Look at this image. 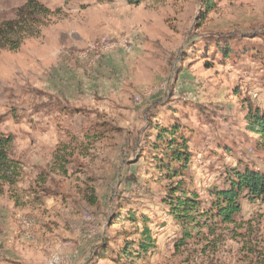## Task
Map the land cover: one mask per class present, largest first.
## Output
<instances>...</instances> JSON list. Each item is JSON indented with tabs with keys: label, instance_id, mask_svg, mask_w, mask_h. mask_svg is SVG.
Masks as SVG:
<instances>
[{
	"label": "rangeland",
	"instance_id": "obj_1",
	"mask_svg": "<svg viewBox=\"0 0 264 264\" xmlns=\"http://www.w3.org/2000/svg\"><path fill=\"white\" fill-rule=\"evenodd\" d=\"M27 1L0 0V23ZM36 1L6 34L20 46L0 48V132L18 164L0 180V264H264V201L211 214L228 171L264 163L246 121L264 110V0ZM173 126L190 154L177 176L159 168ZM178 185L198 222L172 214Z\"/></svg>",
	"mask_w": 264,
	"mask_h": 264
},
{
	"label": "trees",
	"instance_id": "obj_2",
	"mask_svg": "<svg viewBox=\"0 0 264 264\" xmlns=\"http://www.w3.org/2000/svg\"><path fill=\"white\" fill-rule=\"evenodd\" d=\"M127 1L130 4H137L144 0ZM209 4L208 10L213 7L211 3ZM43 8L44 7H42L36 0H28L26 4L17 11L16 18L1 22L0 48L3 43L11 44L13 49L18 48L21 44V39H14L10 42V39H7L6 37V34L15 30L23 20H25L26 23L28 22L27 19H24L27 15V13H23L24 11H35ZM5 38L7 42L4 41ZM226 55L228 56L229 53ZM246 121L250 130L258 135L260 142L264 147V110H260L259 108L250 109ZM179 129L178 126H173L171 129H161L162 132H164L160 134L163 142L168 134L173 137L168 140L169 143L167 145L163 146L164 149L161 148V146H155L157 147V150L163 149V152L170 156L168 159H170L171 163L167 164V159L165 160V164L160 163L159 168H163L164 172H167V170L172 171V173L167 174L173 176L182 174L183 170L188 167L187 162L190 159L188 143L185 138L180 141L175 137L178 134ZM11 142V137H7L0 132V180L14 184L17 174L15 168L18 167V164L9 156L8 151ZM182 162H184V169L175 167V163L181 164ZM169 190L168 195H170V199H166V201L170 205L174 217L178 218L179 221L185 225L198 222L199 220H197L196 211L198 210L199 202L192 199L193 197L191 198L187 194V191L182 185L174 186ZM241 197H245L249 201H264V163L261 166L245 164L244 167L237 166L228 171L224 186L215 188L213 191L211 214H214L216 218H221L223 221H231L233 216L242 210V205L240 203ZM142 235L143 237L139 242L141 250L138 251L148 253L153 246V239L149 227L143 229ZM129 247L132 246L129 245ZM122 254L121 257L140 255L139 253L133 254V252L131 250L128 251L127 248Z\"/></svg>",
	"mask_w": 264,
	"mask_h": 264
},
{
	"label": "bare ground",
	"instance_id": "obj_3",
	"mask_svg": "<svg viewBox=\"0 0 264 264\" xmlns=\"http://www.w3.org/2000/svg\"><path fill=\"white\" fill-rule=\"evenodd\" d=\"M50 264H60V257L58 255H54L51 258Z\"/></svg>",
	"mask_w": 264,
	"mask_h": 264
}]
</instances>
